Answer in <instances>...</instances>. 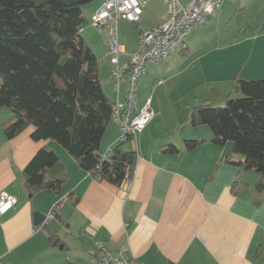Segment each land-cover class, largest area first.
Wrapping results in <instances>:
<instances>
[{
    "label": "crops",
    "instance_id": "crops-1",
    "mask_svg": "<svg viewBox=\"0 0 264 264\" xmlns=\"http://www.w3.org/2000/svg\"><path fill=\"white\" fill-rule=\"evenodd\" d=\"M105 1L83 7L82 35L115 103L125 100L126 82L118 91L104 35L89 24ZM167 15L163 0H147L134 23L135 43L120 36L126 52L138 48L139 28H152ZM127 59L121 56L122 63ZM145 73L141 83L148 89H138L137 108L151 97L154 116L139 135L134 172L122 186L94 177L58 142L33 139L34 126L8 138L4 124L13 114L0 107V193L16 198L0 214V264H95V243L123 251L138 264H264V193L256 188L261 175L247 178L256 170L235 163L242 157L232 143H213L207 125L191 124L192 109L206 100L224 102L237 78L264 79V0H224L193 30L183 51L150 64ZM120 135L118 124L110 122L102 150L119 143ZM190 139L205 142L188 149ZM43 146L58 156L65 180L59 189L31 194L23 171ZM169 146L178 152H167ZM236 181L245 184L233 188ZM35 212L47 216L44 227L34 223Z\"/></svg>",
    "mask_w": 264,
    "mask_h": 264
},
{
    "label": "trees",
    "instance_id": "trees-1",
    "mask_svg": "<svg viewBox=\"0 0 264 264\" xmlns=\"http://www.w3.org/2000/svg\"><path fill=\"white\" fill-rule=\"evenodd\" d=\"M92 1L0 0V107L13 114L4 124L8 138L34 126L33 139L58 142L94 177L122 186L133 175L137 152L125 147L130 139L106 152L101 148L114 103L103 89L98 58L82 35L83 7ZM234 91L242 96L194 107L191 124L207 125L213 143H232L242 157L235 163L259 172L256 188L264 193V79L237 78ZM203 142L187 140V148ZM64 173L56 153L43 146L24 168L23 185L31 194L59 189ZM243 184L236 181L233 188Z\"/></svg>",
    "mask_w": 264,
    "mask_h": 264
},
{
    "label": "built area",
    "instance_id": "built-area-1",
    "mask_svg": "<svg viewBox=\"0 0 264 264\" xmlns=\"http://www.w3.org/2000/svg\"><path fill=\"white\" fill-rule=\"evenodd\" d=\"M163 1L168 7L167 17L152 28L142 29L139 46L130 53L126 52L120 41L119 24L122 20L139 22L147 0H106L91 16L89 22L104 35L106 54L114 64L112 76L117 90L119 91L122 82H126L125 100H117L113 104L111 119L120 128L119 141L126 142L130 139L137 153L139 135L154 116L151 97L137 108L140 76L147 72L150 64L168 59L175 51H183L188 36L220 10L224 0H191L188 4L179 0ZM124 54L128 59L122 63L121 56ZM103 157L106 158L107 153ZM15 203L16 198L13 195L2 191L0 214L8 212ZM49 217H54V214L51 213ZM94 248L95 264H138L123 251L113 252L101 243H95Z\"/></svg>",
    "mask_w": 264,
    "mask_h": 264
},
{
    "label": "rangeland",
    "instance_id": "rangeland-1",
    "mask_svg": "<svg viewBox=\"0 0 264 264\" xmlns=\"http://www.w3.org/2000/svg\"><path fill=\"white\" fill-rule=\"evenodd\" d=\"M98 29V28H97ZM119 32H120V36H121V41L123 42H132L133 44L135 43V40L136 38L138 37V30H137V27L135 26L134 23H130L128 21H122L120 23V26H119ZM103 34V33H102ZM189 37V36H188ZM110 59V57H109ZM146 76V73H143L141 76H140V79H139V90L140 92L142 93V91H145L147 89H145V85L143 86L142 83H141V80L144 79V77ZM147 87V86H146ZM143 89V90H142ZM233 97H241L242 94L241 93H232L231 94ZM223 101H219V102H216V104H219V105H223ZM111 122H114V121H111ZM112 124V123H111ZM125 147L127 149H130L131 148V143L128 142L125 144ZM107 149H105L106 151ZM250 172H254V173H250ZM253 174H259L257 173V171H249L247 173V178H249L250 180H252V176Z\"/></svg>",
    "mask_w": 264,
    "mask_h": 264
},
{
    "label": "water",
    "instance_id": "water-1",
    "mask_svg": "<svg viewBox=\"0 0 264 264\" xmlns=\"http://www.w3.org/2000/svg\"><path fill=\"white\" fill-rule=\"evenodd\" d=\"M47 216L41 212H35L34 213V223L36 225H41L45 220Z\"/></svg>",
    "mask_w": 264,
    "mask_h": 264
}]
</instances>
